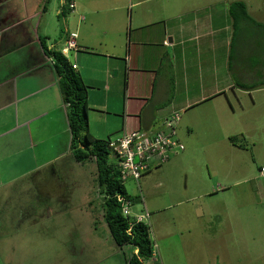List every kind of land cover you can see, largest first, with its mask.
Here are the masks:
<instances>
[{
	"label": "rangeland",
	"instance_id": "rangeland-1",
	"mask_svg": "<svg viewBox=\"0 0 264 264\" xmlns=\"http://www.w3.org/2000/svg\"><path fill=\"white\" fill-rule=\"evenodd\" d=\"M235 1L242 0H212L221 2L226 16L228 3ZM243 1H248L252 20L238 22L233 41L224 47L219 36H213L202 51H207V61L191 58L187 62L191 85L178 90L179 104L165 118L174 122L179 117L176 138L183 150L150 165L138 182L119 176L127 194L137 200L129 216H122L132 219L145 211L149 215L143 224L148 227L153 254L144 264H264V0ZM127 2L81 0L80 5L96 11L91 32L109 30L118 19L123 25L108 33L122 39L131 23ZM160 2L169 1H151L149 8L155 10ZM62 5L59 0L47 4L53 10L48 44L59 49L66 46L60 33L69 19L55 15ZM257 5L261 15L254 10ZM213 27L216 32L224 28L220 15ZM170 54L171 50L162 62L153 97L149 99L147 92L141 99L143 104L148 102L146 108L155 101L157 84L161 94L171 97V75L164 73ZM201 66L206 92L197 85ZM143 82V78H132L129 86L141 87ZM202 95L208 98L184 108L185 99ZM87 107L88 128L94 129L96 139L106 140L107 136H99L108 124L109 129L117 127L110 140L122 136L119 117H114L116 125L111 115L101 118ZM104 119L108 124L100 122ZM8 157L0 165V264H125L130 248H119L110 236L93 162L75 165L70 155L58 162L66 165L58 176L66 191L63 208L53 193L59 188L56 177H49L48 185L44 179L39 187H32L28 176L11 164L14 157ZM110 161L114 163L112 157Z\"/></svg>",
	"mask_w": 264,
	"mask_h": 264
},
{
	"label": "crops",
	"instance_id": "crops-1",
	"mask_svg": "<svg viewBox=\"0 0 264 264\" xmlns=\"http://www.w3.org/2000/svg\"><path fill=\"white\" fill-rule=\"evenodd\" d=\"M49 1L0 0V165L3 166L6 155L9 159L14 157L11 164L22 171L23 177L28 176L32 187H39L44 179L48 185L49 177H56L59 188L53 193L57 204L64 208L66 191H63L65 186L58 176L64 174L66 165L58 162L68 155L73 160L69 148L67 109L58 87L54 61L45 54L41 39L45 40L48 50L61 52L72 63L87 86V104L94 113L101 118L111 115L116 125L114 117H119L120 131L138 127L148 130L157 129L173 113L172 109L179 104L176 100L178 90L189 89L191 80L186 67L189 59L206 62L207 51H202L207 43L210 44L212 37L218 35V41L227 46L228 40L229 43L233 40V28L232 19L229 23V3L225 9L226 16L219 4L221 2L213 3L212 0H168L171 3L160 2L155 10L149 8V3L154 0H128L131 23L121 39L108 33L123 25L117 18L112 28L97 34L91 32L95 30V10L82 9L81 0H59L60 6L61 3L63 5L60 10H55V15L69 18L65 21L64 33H60L66 46L59 49L56 44H48L53 13L47 8ZM67 2L74 8L69 9ZM244 3L252 19L248 1ZM214 5H218V10H214ZM254 10L260 14L258 5ZM218 15L220 20H224V28L216 32L213 26ZM88 24L90 27L87 29L85 26ZM71 33L77 34L76 47L68 49ZM201 42L205 43L203 48L199 46ZM186 45L189 51L182 50ZM170 50V62L164 73L171 75V97L167 99L170 94H161L162 89L159 90L157 84L158 94L147 109L148 102L143 104L141 99L148 96L147 92H150L149 99L153 97L158 73ZM203 70L201 66L197 71L202 72L201 81L196 83L200 92H206ZM132 78L136 81L143 78V86L135 84L130 87ZM143 90L142 96L139 92ZM207 96L185 99L184 108L205 101ZM100 122L108 124L107 119ZM109 127L108 124L99 137L108 138L117 130V127ZM88 133L96 137L90 126ZM77 164L82 163L75 162Z\"/></svg>",
	"mask_w": 264,
	"mask_h": 264
},
{
	"label": "trees",
	"instance_id": "trees-1",
	"mask_svg": "<svg viewBox=\"0 0 264 264\" xmlns=\"http://www.w3.org/2000/svg\"><path fill=\"white\" fill-rule=\"evenodd\" d=\"M228 13L232 19L233 35L237 31V25L241 19L252 20L242 1L230 3ZM41 44L45 54L52 57L54 61L53 66L58 79V87L62 101L66 105L70 133L69 148L72 158L77 163L93 160L96 166L99 194L104 199L103 217L110 236L119 248L125 245L129 246L130 253L125 259V264H144L153 254L148 227L143 224V221L135 222L134 218L122 216V206L118 198L123 197L132 205L137 200L128 195L119 182V173L109 158L110 137L106 140H98L88 133L87 86L61 52L48 50L44 39H41ZM177 141L179 142V140ZM134 251L136 253H133Z\"/></svg>",
	"mask_w": 264,
	"mask_h": 264
},
{
	"label": "built area",
	"instance_id": "built-area-1",
	"mask_svg": "<svg viewBox=\"0 0 264 264\" xmlns=\"http://www.w3.org/2000/svg\"><path fill=\"white\" fill-rule=\"evenodd\" d=\"M73 9L74 5L69 4ZM76 33H71L67 41V48H75ZM179 117L174 122L164 120L157 129H140L131 130L123 129L122 136L115 141L109 140V149L111 155L109 158L114 159V166L117 169L122 180L132 178L138 180L145 173L150 171V165L157 162L166 161L170 153L178 154L183 150L182 145L177 141V124ZM121 202L122 214L129 216L131 202L123 197H119ZM147 211L144 214L134 216L135 222H141L148 217Z\"/></svg>",
	"mask_w": 264,
	"mask_h": 264
},
{
	"label": "clouds",
	"instance_id": "clouds-1",
	"mask_svg": "<svg viewBox=\"0 0 264 264\" xmlns=\"http://www.w3.org/2000/svg\"><path fill=\"white\" fill-rule=\"evenodd\" d=\"M68 7H69V4H68Z\"/></svg>",
	"mask_w": 264,
	"mask_h": 264
}]
</instances>
